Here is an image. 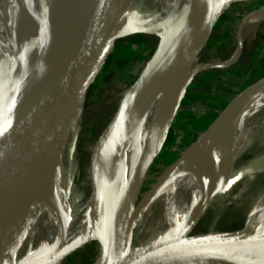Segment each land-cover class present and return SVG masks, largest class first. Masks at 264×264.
I'll return each instance as SVG.
<instances>
[{
	"label": "bare ground",
	"instance_id": "obj_1",
	"mask_svg": "<svg viewBox=\"0 0 264 264\" xmlns=\"http://www.w3.org/2000/svg\"><path fill=\"white\" fill-rule=\"evenodd\" d=\"M24 2V12L20 14L16 0H0V102L2 104L14 102L27 94L26 79L30 76L36 60L32 49L35 32L37 28L43 29L44 32L47 30L50 32L49 19L51 20V18L49 15L53 5L55 7V1L24 0ZM196 2L197 0H160L158 5L149 11L138 13L136 16L129 15L123 27V33L135 31L133 28L137 27L147 28L157 35L163 34L159 49L147 69V80L138 86L128 118L120 130L115 145L108 152V166L106 165L103 179L99 183V192L90 204L85 205L80 213L81 218L78 224L74 222L78 216L69 218L64 201L65 187L61 181L59 170L56 174L54 171L56 160L60 164H68V146L71 136L65 134L53 153L39 168L0 221V234L5 221L10 217L21 227L14 235L16 242L14 250L7 251L6 259L0 255V264H50L58 254L94 231L95 229L92 227L94 223L105 226L119 222L116 217L128 207L126 199L135 194L139 188V177L143 172L140 169L141 166L147 156L165 138L169 129L167 128L168 118L184 98L183 88L195 60L185 71L175 73L165 81H159L161 89L151 97H149V93L158 82L150 83L148 81L153 72L167 60L175 42L184 35L183 25ZM224 2L225 0H213V8L216 10ZM143 21L144 25L137 24ZM51 35L58 37V32L55 30ZM182 78L184 81L179 86ZM248 90L229 106L228 112L208 131L209 134L216 136L222 129L223 123L235 110L246 103L253 102L247 113L242 116L247 115L242 122L235 123L242 117L231 122V130L225 135L214 155V164H208V156L197 155L204 168L207 165L210 166L208 175L201 177L200 182L189 190L188 198L181 205L179 211L171 216V219L168 218L164 223V219L158 220L157 226L141 244L155 237L154 232H163L169 235L189 230L197 219L201 220L208 210L216 207L213 205L216 198L221 199L223 196H226L225 199L229 198L233 185L242 177L244 179L241 187L233 196L245 192L254 179L258 180L260 176L264 175V165H257L264 162V153L249 160L238 172H235L233 168L238 150L246 143L248 135L251 134H249L248 128L251 127L257 131L264 127V90L251 97H246ZM128 94L129 92L122 94V100ZM173 98L174 102L171 104ZM242 101L244 103L239 105ZM98 147L99 143L95 142L88 148L89 159L94 158L95 160V174H97ZM130 179L132 181L127 183ZM119 189L122 196L119 204L102 208L89 218L90 213L96 210L103 198L112 190ZM34 214L45 216L43 224L48 225L49 232L44 236V243L39 248V239L36 237L33 248L18 257L14 251L20 243L22 235L28 229L34 230L37 223V218L31 219ZM92 220L94 221L91 222ZM245 231L257 234L245 242L225 240L220 246L215 244L216 241L208 244L209 240L204 242L196 240L193 242L195 247L184 252L173 263L264 264V254L256 251L243 254H224L226 250L227 252L231 251L236 246L259 250V247L264 245V190L255 196L246 215ZM159 245L160 243L139 254L140 247H138L130 257V263L143 264ZM218 248L221 249L220 253L214 254ZM11 254L14 255L11 256Z\"/></svg>",
	"mask_w": 264,
	"mask_h": 264
},
{
	"label": "water",
	"instance_id": "obj_2",
	"mask_svg": "<svg viewBox=\"0 0 264 264\" xmlns=\"http://www.w3.org/2000/svg\"><path fill=\"white\" fill-rule=\"evenodd\" d=\"M54 1L55 7L53 5L49 15L51 18L49 19L50 32L49 30L44 32L39 28L35 32L32 49L36 60L30 76L26 79L27 94L14 102L6 104L0 102V221L39 168L53 153L63 136L69 134L72 140V128L78 124L94 84L106 68L116 41L122 36L136 32L158 36L147 28L137 27L133 28L135 31L123 33L126 20L129 15H132L129 6L133 0ZM246 1L252 0H225L215 10L213 0H197L183 25L184 35L175 42L167 60L153 72L148 82L165 81L173 74L185 71L194 60L196 63L198 54L206 44L220 16L233 4ZM16 4L18 12L23 13L24 0H16ZM144 23L143 21L137 24L144 25ZM55 30L58 32V37L51 35ZM238 41L240 44L239 36ZM160 43L161 41H158L152 58L131 85L128 96L121 101L114 117L96 141L99 143L96 156L97 174H95V160L91 158L90 181L94 189L87 202L89 204L100 190L99 183L103 179L108 152L115 145L120 130L128 118L138 86L147 80V69ZM241 51L239 45L235 56L225 63L197 67L194 64L191 73L186 78L183 93L187 91L196 73L214 67H229L238 59ZM183 81L182 78L179 86ZM246 89H249L246 97H251L264 90V76ZM173 102L174 98L170 103ZM181 103L182 101L175 112L169 116L167 128H170ZM232 103L233 101L217 115L204 131L205 133L210 131L228 112ZM243 103L242 101L239 105ZM163 143L145 159V169L148 172ZM59 167L60 163L56 160L55 174ZM144 183L140 184L135 194L128 196L126 199L128 207L116 217L120 224L115 237L112 238L110 234L87 237L66 248L50 264H61L72 251L83 247L90 241H95L99 247L91 264H133V262L130 263V252L133 245L135 209L140 202L139 197ZM199 221L200 219H197L187 231L163 234L140 244L138 254L160 243L143 264H174L173 261L176 258L195 247L193 242L196 240L201 242L209 240L208 244L216 241L215 244L220 246L225 240L245 242L257 234L245 231L246 221L239 229L193 234ZM92 227L104 231L102 224L94 223ZM20 228V224L18 226V222L11 217L5 221L0 234V255L4 259L7 258L6 253L12 247L14 235ZM220 250L218 248L214 254L220 253ZM251 251L264 254V245L260 246L259 250L236 246L231 251L226 250L224 254H243Z\"/></svg>",
	"mask_w": 264,
	"mask_h": 264
},
{
	"label": "rangeland",
	"instance_id": "obj_3",
	"mask_svg": "<svg viewBox=\"0 0 264 264\" xmlns=\"http://www.w3.org/2000/svg\"><path fill=\"white\" fill-rule=\"evenodd\" d=\"M158 2L160 0H133L129 10L132 15L143 13L155 8ZM245 18L247 19L243 21ZM263 27L264 0L233 4L214 25L206 44L198 54L199 57L197 56L198 61L196 60L195 66L228 62L235 56L239 45L242 49L241 54L229 67H214L196 73L167 131L168 134L162 140L163 146L154 158L149 172L145 169V163L141 166L143 172L139 177V186L145 183L139 197L140 202L135 209L130 257L157 226L158 220L162 218L164 223L168 218L171 219L188 198L189 190L200 182L201 177H206L210 172V166L204 168L197 155L208 156V164H214V155L225 135L231 130V122L242 117L252 106L253 102L246 103L235 110L223 123L222 129L216 136L204 132L229 103L240 99L249 85L264 76ZM162 34L156 36L136 32L122 36L116 41L115 50L106 68L98 77L89 95V103L84 106L78 124L72 128V140L68 146V164H60L59 172L65 187L66 210L69 218L78 216L74 221L77 224L81 218L80 213L94 189L90 181L91 161L88 148L97 141L114 117L122 101V94L129 92L131 85L146 67L158 41H161ZM160 89L161 85L158 81L156 87L149 93V97ZM246 116L235 123L242 122ZM248 132L251 134L235 157L233 166L235 172L240 171L249 160L264 153V127L257 131L249 127ZM257 165H264V162ZM243 179L242 177L233 185L229 198L225 199L226 196L221 199L216 198L213 203L216 207L207 211L193 234L234 230L233 227L240 223L242 224L240 228L244 226L255 196L264 190V175L258 180L254 179L245 192L233 196L241 187ZM73 189L76 193L72 199ZM120 189L112 190L103 198L96 210L90 213L89 218L102 208L119 204L122 198ZM34 218H37L34 230L28 229L22 235L14 251L18 257L33 248L36 237L39 239V248L44 243V236L49 232L48 225L43 224L45 216L34 214L31 219ZM119 224L120 222L107 224L103 226L104 231L95 229L85 238L99 234H110L113 238L117 234ZM163 234V232H154L155 237ZM15 244L14 237L10 250H14ZM98 249L97 245L96 255ZM85 250V247L75 249L61 264H85L82 261Z\"/></svg>",
	"mask_w": 264,
	"mask_h": 264
},
{
	"label": "trees",
	"instance_id": "obj_4",
	"mask_svg": "<svg viewBox=\"0 0 264 264\" xmlns=\"http://www.w3.org/2000/svg\"><path fill=\"white\" fill-rule=\"evenodd\" d=\"M89 100H87L86 102V105L89 103ZM75 190L73 189L72 190V199L73 197L75 196ZM242 226V224H236L233 229H238ZM228 230H231V229H228ZM96 246H97V243L95 241H90L88 243H86L83 247H85V252L82 256V261L85 263V264H91L94 260V258L96 257ZM82 247V248H83Z\"/></svg>",
	"mask_w": 264,
	"mask_h": 264
},
{
	"label": "crops",
	"instance_id": "obj_5",
	"mask_svg": "<svg viewBox=\"0 0 264 264\" xmlns=\"http://www.w3.org/2000/svg\"><path fill=\"white\" fill-rule=\"evenodd\" d=\"M114 50H115V46H114V49H113L112 53L114 52ZM111 55H112V54H111Z\"/></svg>",
	"mask_w": 264,
	"mask_h": 264
}]
</instances>
